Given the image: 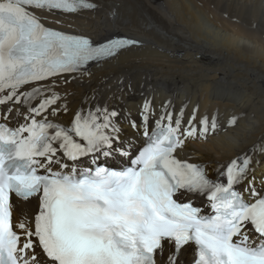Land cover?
Instances as JSON below:
<instances>
[{
    "label": "snow or ice",
    "instance_id": "1",
    "mask_svg": "<svg viewBox=\"0 0 264 264\" xmlns=\"http://www.w3.org/2000/svg\"><path fill=\"white\" fill-rule=\"evenodd\" d=\"M96 7L90 0H0V104L26 109L23 124L0 123V264H180L181 251L193 246L194 264H264V194L254 177L245 189L251 199L236 187L248 178L252 157L232 159L224 179L213 180L175 155L187 138L214 134L215 116L197 127L194 110L182 128L184 110L173 122L162 106L149 130L145 101L141 123L129 122L144 138L135 155L121 140L115 110L78 111L68 126L49 118L61 111L59 78L86 74L90 62L137 41L97 44L46 27L37 13ZM101 157L126 164L108 167ZM188 194L206 198L209 211L184 202ZM13 196L38 200L31 220L13 222Z\"/></svg>",
    "mask_w": 264,
    "mask_h": 264
},
{
    "label": "bare ground",
    "instance_id": "2",
    "mask_svg": "<svg viewBox=\"0 0 264 264\" xmlns=\"http://www.w3.org/2000/svg\"><path fill=\"white\" fill-rule=\"evenodd\" d=\"M90 1L97 5L93 12L45 13L47 23L93 40L123 34L142 46L121 53L86 85L66 84L72 107L85 90L103 84L109 95L123 78L134 93L199 102L202 112L217 108L223 122L238 117L234 128L196 146L203 162L222 163L264 144V0ZM150 85L156 89L147 90Z\"/></svg>",
    "mask_w": 264,
    "mask_h": 264
},
{
    "label": "rangeland",
    "instance_id": "3",
    "mask_svg": "<svg viewBox=\"0 0 264 264\" xmlns=\"http://www.w3.org/2000/svg\"><path fill=\"white\" fill-rule=\"evenodd\" d=\"M114 34H118V33H114Z\"/></svg>",
    "mask_w": 264,
    "mask_h": 264
}]
</instances>
